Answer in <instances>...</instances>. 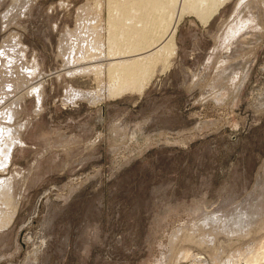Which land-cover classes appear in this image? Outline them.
Wrapping results in <instances>:
<instances>
[{"label": "rangeland", "instance_id": "374dc122", "mask_svg": "<svg viewBox=\"0 0 264 264\" xmlns=\"http://www.w3.org/2000/svg\"><path fill=\"white\" fill-rule=\"evenodd\" d=\"M32 1L11 22L12 0L0 2V44L14 36L25 49L14 76L0 61V77L24 89L44 79L41 108L25 94L11 121L24 119L23 141L0 176H14L19 202L0 229V264H246L264 229L216 230L251 205L264 218V0H227L206 22L184 13L171 65L143 91L95 102L63 100L71 85L98 86L66 76L58 46L81 15L107 35L108 0ZM188 231L209 242L183 240Z\"/></svg>", "mask_w": 264, "mask_h": 264}, {"label": "bare ground", "instance_id": "6f19581e", "mask_svg": "<svg viewBox=\"0 0 264 264\" xmlns=\"http://www.w3.org/2000/svg\"><path fill=\"white\" fill-rule=\"evenodd\" d=\"M31 1L32 0H12L10 6L7 7V9L5 8L2 12V20L8 21V19H11V22L14 19L13 17H15L12 16L13 14L16 15L17 12H20V14L17 15H22V10H27L26 7H29ZM226 1L227 0H108V9L106 10L108 11V17L106 15L107 35L104 34L105 36L101 34L102 24H98L97 21L92 22V19L86 20V22L83 21L87 19L86 17L92 15L88 13L89 15H85L86 17L82 19L83 16L81 13L83 14L82 11L86 9L81 6L83 8H81L82 11L79 13L81 15V17L79 15L81 23H76V26L72 28L67 27L68 29L66 28V32L62 33L60 36L61 39H59L61 42L59 43L58 49L62 51L63 55L61 52H59V54L64 57V63H62L63 65L61 68H64V71L66 70V76L76 72L92 75V79L96 80L98 88L88 89L90 88L88 87L84 89L71 85L64 91L63 100L71 102V100L74 101L75 99H86L95 102L106 97L121 94L125 91H143L149 81H151L153 75L156 74V71L166 69L171 65L172 57L176 52L175 32L178 22L184 13H195L196 16H199L206 22ZM97 11L98 10H96V12ZM96 12L93 14H96ZM97 15L98 14H96V16ZM99 16L100 14L97 17ZM95 18L93 16V20ZM99 18H97L98 21ZM248 22H251V19L244 21L243 24H247ZM94 23L101 25L99 26L100 28L98 25H94ZM104 23L103 21V24ZM238 26L239 28L242 26L245 27V25ZM8 39L9 38H7L5 42L3 41V44H0V61H2L4 68L7 66L9 70H12L8 71L6 68L9 78V76H14L13 74L16 73H14L12 68L21 66L18 65V59L21 57L23 60L24 56L22 57V54H24L25 49L23 47L24 45L22 46L23 43L18 41L19 38H17V40L16 37L13 36L11 39ZM22 60L19 59V61ZM14 62H16L18 66H15ZM25 62H23V64ZM26 64L27 63H25L23 67H27L30 63L28 65ZM2 65H0V69ZM29 67L27 68L30 69L31 67ZM33 67L37 69L38 62H34ZM4 70L5 69H3V71ZM18 70L20 69H16L17 72ZM6 71H4L3 74ZM22 71L26 70L23 69L17 74H20V76L23 74L25 75L26 72L23 73ZM222 71L221 69V74ZM9 72H12V74ZM62 73L64 74V72ZM3 74L2 76H4ZM57 74L59 76L61 75L59 73ZM26 75L30 76L29 73ZM20 76L17 75V79L18 77L21 79L23 78ZM28 77L26 76V78ZM5 78L7 79V77H0V79H2L1 81H3V79L5 81ZM41 78H43L42 75H40V78L36 81L34 80L35 83L32 81V84H30L28 88L26 86L29 83L26 80V89L23 88L24 86H22L21 83H10V79L9 81L6 80L10 83H6L7 85L0 81V88L3 87V85H5L4 88L6 87V89H0L4 91L0 93V173L10 168L8 164L12 161L13 152L16 146L23 141L20 128L22 129V126L25 124L24 119L22 121L23 123L21 121H16L19 123L18 125H13L14 122L11 123L14 114L17 109L20 108L19 105L21 100L24 99L23 96L25 94L29 95L30 93H34L36 107L38 106L37 111L41 108L43 93L40 87L44 80ZM18 111L17 114L21 112ZM13 178L14 176H0V229L6 227L12 221L17 211L19 202L17 194L19 191H17V194L15 193ZM251 206H248L245 210H238L237 213L231 216L224 224H218L217 230L214 228H212V230L218 231L219 233H217V235H220L221 231L230 233L238 232L243 228L246 230L245 227L249 226V234L257 235L264 229V218H256L255 211L250 208ZM207 226L206 228H209ZM202 228L203 227H201V230ZM210 229L211 228L208 230ZM195 232L198 233L199 231L196 230ZM217 235L215 234V237L218 238V245H223V247H225L224 245H228L229 237L227 235H225L227 239L224 240H220ZM198 237H203L204 240L206 239L209 242V238L205 234L203 236H199L198 234ZM198 237L190 232V234L185 235V238L182 239H186L185 241L192 242L193 244L201 243L200 245H202L203 241ZM237 260L238 258L236 256L232 257L231 264H235ZM244 260L247 261L246 264H264V241L256 247H251Z\"/></svg>", "mask_w": 264, "mask_h": 264}]
</instances>
